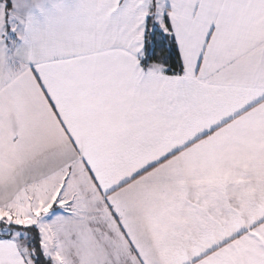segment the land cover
I'll list each match as a JSON object with an SVG mask.
<instances>
[{
	"label": "snow or ice",
	"instance_id": "6c2138e0",
	"mask_svg": "<svg viewBox=\"0 0 264 264\" xmlns=\"http://www.w3.org/2000/svg\"><path fill=\"white\" fill-rule=\"evenodd\" d=\"M0 264H264V0H0Z\"/></svg>",
	"mask_w": 264,
	"mask_h": 264
}]
</instances>
